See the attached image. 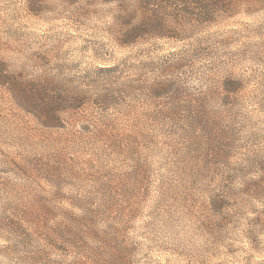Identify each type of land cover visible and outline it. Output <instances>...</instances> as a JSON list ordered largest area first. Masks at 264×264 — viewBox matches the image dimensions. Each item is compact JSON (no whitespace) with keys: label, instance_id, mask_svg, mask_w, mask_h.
I'll list each match as a JSON object with an SVG mask.
<instances>
[{"label":"rangeland","instance_id":"obj_1","mask_svg":"<svg viewBox=\"0 0 264 264\" xmlns=\"http://www.w3.org/2000/svg\"><path fill=\"white\" fill-rule=\"evenodd\" d=\"M0 264H264V0H0Z\"/></svg>","mask_w":264,"mask_h":264}]
</instances>
